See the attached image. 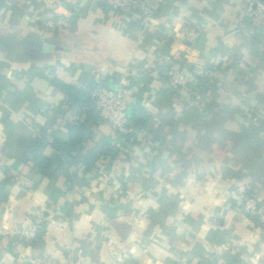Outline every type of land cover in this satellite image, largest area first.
<instances>
[{"label": "crops", "instance_id": "0c3cea01", "mask_svg": "<svg viewBox=\"0 0 264 264\" xmlns=\"http://www.w3.org/2000/svg\"><path fill=\"white\" fill-rule=\"evenodd\" d=\"M248 1L148 0L155 16L141 26L99 0H0V264H179L178 254L194 264H258L255 221L233 198L246 187L264 212V18L244 15ZM59 13L69 25L53 30ZM187 25L199 32L189 46L178 36ZM172 67L193 76L180 93L166 84ZM125 71L135 74L128 119L141 109L148 121H127L123 144L55 81L92 92ZM71 125L93 138L85 150L103 139L122 145L105 162L109 181L104 162L84 177L70 158L45 178L24 160L31 138L67 142ZM233 137L257 150L249 166L234 157ZM40 219L34 248L20 236Z\"/></svg>", "mask_w": 264, "mask_h": 264}, {"label": "built area", "instance_id": "2783aa9c", "mask_svg": "<svg viewBox=\"0 0 264 264\" xmlns=\"http://www.w3.org/2000/svg\"><path fill=\"white\" fill-rule=\"evenodd\" d=\"M100 3L129 19L131 22H136L138 25L144 26L153 21L155 11L148 0H99ZM244 15L249 18L259 21L264 18V0H249L244 7ZM59 17L55 21H48V26L53 30L64 29L69 25V13H59ZM182 38L185 45L189 46L196 42L199 37V32L192 29L188 25L181 28L178 34ZM135 74L125 71L117 81L110 87L98 83L91 92V107L96 111L99 117L108 122L111 126V141L118 139V134L123 131L128 119L130 108V91ZM166 84L176 92L189 88L193 82V76L188 75L178 67H172L165 73ZM196 99H201V95L197 94ZM115 175L113 164L108 169L101 173V179L109 181ZM126 192V199L133 200V195L129 191ZM234 200L237 201L238 208L241 213L248 217H256V231L259 237L261 252L256 255V262L264 264V212L259 204L257 196H252L247 193L246 187H240L234 194ZM39 216L40 213L37 212ZM42 220H38L29 225L21 232V239L25 243L32 242L36 239L42 227ZM250 239L251 242L257 239ZM18 244H15V253L19 258H24V254L17 249ZM27 264H43L37 258L25 259ZM179 264H194L186 254H178Z\"/></svg>", "mask_w": 264, "mask_h": 264}, {"label": "trees", "instance_id": "16d2710c", "mask_svg": "<svg viewBox=\"0 0 264 264\" xmlns=\"http://www.w3.org/2000/svg\"><path fill=\"white\" fill-rule=\"evenodd\" d=\"M95 86L97 85H91L89 88L93 89ZM55 87L60 92L67 95L73 102L80 104L82 107H87L91 104L90 90L81 89L75 85L63 83L61 81H55ZM209 106L207 105L206 108H209ZM90 115L94 116L93 119H95L98 113H91ZM127 121L137 126H144L148 121V117L141 109H133V112ZM68 135L70 136V139L67 142H63L55 136L50 141L48 135H37L27 142L23 151V158L24 160L32 163L33 172L45 178H51L57 171L66 165L68 159L72 158L73 160L75 159L80 162L82 165V175L86 177L89 174H97L100 165L99 163H105L106 160L112 161L122 148V145L113 147L110 141L103 139L99 144V148L93 147L85 150L87 143L90 141L94 143V140L91 138L90 133L87 132L84 125H71L68 127ZM131 138L132 133H119L117 140L126 144L131 140ZM219 146L222 148L224 144L219 143ZM231 146L234 157L239 163L245 164V166L251 159L252 155L254 157L257 156V150L248 146L245 140L233 137L231 139ZM49 148L55 151V155L53 157H49L47 155ZM105 164L104 167H106V169L111 166L110 162L106 165ZM67 182L73 183L72 175L67 177ZM251 218L255 222L257 221L256 217ZM40 233L41 232L38 233L34 241L29 242V244L34 248L38 247L37 240L38 237H40ZM37 259L42 261L40 258Z\"/></svg>", "mask_w": 264, "mask_h": 264}, {"label": "water", "instance_id": "95a60500", "mask_svg": "<svg viewBox=\"0 0 264 264\" xmlns=\"http://www.w3.org/2000/svg\"><path fill=\"white\" fill-rule=\"evenodd\" d=\"M107 86H110V85H107ZM111 87V86H110ZM129 111H130V108H129Z\"/></svg>", "mask_w": 264, "mask_h": 264}]
</instances>
